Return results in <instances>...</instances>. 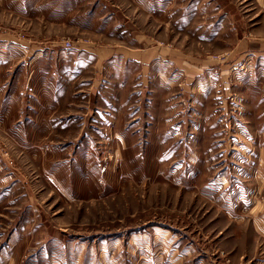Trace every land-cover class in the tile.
<instances>
[{"label": "rangeland", "instance_id": "374dc122", "mask_svg": "<svg viewBox=\"0 0 264 264\" xmlns=\"http://www.w3.org/2000/svg\"><path fill=\"white\" fill-rule=\"evenodd\" d=\"M0 35L29 51L0 67V264L116 238L126 264H264V151L241 146L263 137L264 0H1ZM161 52L237 86L206 88L196 119L187 78L170 101L124 61Z\"/></svg>", "mask_w": 264, "mask_h": 264}, {"label": "crops", "instance_id": "0c3cea01", "mask_svg": "<svg viewBox=\"0 0 264 264\" xmlns=\"http://www.w3.org/2000/svg\"><path fill=\"white\" fill-rule=\"evenodd\" d=\"M1 1V0H0ZM4 36L7 38V35H0V67L2 65H8L12 64L15 61L19 63L18 65L22 70L27 69L28 71V59H26V56L29 55V51L27 49L22 48L21 50L17 49L16 47H12L9 45V47L6 46L4 41ZM87 48V46H86ZM42 50H39L37 52V55L39 56L42 53ZM88 55H95L94 58L95 60H101L102 59V52H97L95 49H90L88 48ZM255 50L250 51L251 55L255 54L253 52ZM137 55H142V53H136ZM157 54V53H156ZM165 53H159L157 55L154 54V56L144 59L142 56H138V58L135 56H124L125 59L124 61L126 63L130 61H136L139 66H141V70L144 72H141L143 75H145V79H149V81H145L141 79L140 74H139V84L137 86L140 87L141 92L146 91L148 88H153L157 84L161 85L162 87L167 88V91L169 92L170 96L167 97L169 98L170 101L173 100L172 98V88L178 87L177 84L183 79V77L187 78L186 83L188 85H192L195 91L192 96H193V103L195 104V111L197 112V117L196 119H203L206 118L203 114L204 111H206L205 107V102L202 100L203 96H206L209 91H206V88H209L212 90L213 94H216V91L214 90L218 86L221 85V82L224 83L225 85H230L235 88L237 86V83L235 80L229 79V77H224L226 78L223 80L221 77L222 75L219 73L220 69L215 68L213 62H207L202 64L199 67H196L194 69H187L185 67H181L179 64H177L176 58L173 57H167L164 56ZM245 55V54H244ZM250 55V54H248ZM246 57V56H245ZM244 59V57H243ZM242 59V60H243ZM148 60V61H147ZM240 59H238L239 61ZM240 60L239 62H241ZM248 60V59H246ZM237 63V62H235ZM146 68V71H145ZM231 69V67H228ZM258 71L264 72V66L262 65L261 68L257 69ZM231 72V70H229ZM250 74H246L245 77H249ZM252 77V75L250 76ZM222 79V80H221ZM247 79L245 78V81ZM237 81V80H236ZM232 82H235L236 84H232ZM175 84V85H174ZM246 85V82H245ZM211 93V94H212ZM246 102V101H245ZM178 104V103H177ZM245 110V107H244ZM246 111L248 112L247 108ZM264 114V112H263ZM242 116H246L245 112L241 113ZM239 116L237 115V118ZM245 120L240 116L239 119H237L238 126H234V128H241L244 131L245 135H258V133L255 131V129H262L260 131V134L263 136L261 138L260 146L257 147L258 143L256 142L253 146H250L248 143L242 144L243 149L246 150H263L264 151V126L261 124V127H254V124L251 122H244ZM199 126V123H196L194 126ZM197 126V127H198ZM255 128V129H254ZM234 130V129H233ZM222 130H215L213 133L214 134H221ZM239 133V131H237ZM240 134V133H239ZM257 141V140H256ZM221 145V143L219 144ZM262 174H263V185H262V192H263V201H264V162L262 166ZM254 192H251V195H253ZM250 194H247V197ZM121 238H116L112 241H102L100 243V248L97 250L95 246L89 244H83L81 242L79 248L75 251V256H72V259L69 263H66L64 259L55 257V256H49L47 259V263L49 264H126L125 258H124V251H125V242L124 240H120ZM98 243V244H99ZM120 245V247H119ZM118 247L117 252H112V248ZM86 250V254H89L85 257H83V253ZM137 250L139 248L137 247ZM99 252V253H98ZM165 254H157L154 255L151 258L148 257V255H142L141 252H139V264H141V260L144 258L146 261L145 264H159L160 261L163 259ZM142 258V259H141ZM154 258V260H153ZM88 259H91L89 262ZM174 260L175 262H179L182 259V254H177L176 252H173L172 258L170 257V260ZM163 263V262H162Z\"/></svg>", "mask_w": 264, "mask_h": 264}, {"label": "built area", "instance_id": "2783aa9c", "mask_svg": "<svg viewBox=\"0 0 264 264\" xmlns=\"http://www.w3.org/2000/svg\"><path fill=\"white\" fill-rule=\"evenodd\" d=\"M74 45H75V43L71 42L69 40H65V42H64V46H66V47H72ZM241 68H243V66H241Z\"/></svg>", "mask_w": 264, "mask_h": 264}]
</instances>
